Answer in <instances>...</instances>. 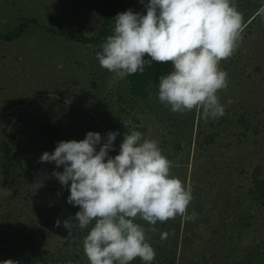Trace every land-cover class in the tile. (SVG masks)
Returning <instances> with one entry per match:
<instances>
[{"label": "rangeland", "instance_id": "obj_1", "mask_svg": "<svg viewBox=\"0 0 264 264\" xmlns=\"http://www.w3.org/2000/svg\"><path fill=\"white\" fill-rule=\"evenodd\" d=\"M106 2L0 0V32L11 30L23 16H34L48 26L69 25L93 36ZM234 3L245 27L237 50L221 62L228 87L218 92L225 114L215 119H205L196 110L173 113L158 99L159 83L148 99L132 97L127 77L120 79L102 68L92 44L38 28L17 41L0 39L2 259L19 239L30 238L43 258L89 264L84 238L74 224L68 229L64 223L58 227L54 221L40 222L53 207L67 202L70 183L65 187L52 175L63 167L39 161L60 141L79 142L89 132L105 140L122 116L129 132L159 142L173 163L171 174L193 188L188 208V215L196 214L193 219L177 216L155 226L136 221L147 230L156 252L152 264H264V198L251 192L257 168L264 180V0ZM13 115L21 125L16 139L10 137L8 124ZM123 139L117 136L114 142L118 151ZM4 141L28 171L13 167L4 175ZM164 232L167 239H161Z\"/></svg>", "mask_w": 264, "mask_h": 264}, {"label": "clouds", "instance_id": "obj_2", "mask_svg": "<svg viewBox=\"0 0 264 264\" xmlns=\"http://www.w3.org/2000/svg\"><path fill=\"white\" fill-rule=\"evenodd\" d=\"M145 8L146 15L129 9L115 17L113 33L97 53L100 66L124 79L154 62L170 64L159 77L160 103L173 113L222 117L218 92L227 89L228 73L220 65L237 50L245 27L234 0H149ZM118 135L109 132L102 141L101 134L89 132L79 142L60 141L39 162L63 167L52 175L65 187L70 183L67 202L80 211L64 226L93 225L83 241L89 264H132L137 258L152 264L156 252L136 221L155 226L177 216L193 219L195 213L188 215L193 188L171 174L173 163L159 142L139 131L125 133L119 154L110 156Z\"/></svg>", "mask_w": 264, "mask_h": 264}, {"label": "trees", "instance_id": "obj_3", "mask_svg": "<svg viewBox=\"0 0 264 264\" xmlns=\"http://www.w3.org/2000/svg\"><path fill=\"white\" fill-rule=\"evenodd\" d=\"M148 2L149 0H143V3L141 0H107L105 4L103 3L104 11L99 30L93 36H89L83 30L69 25L56 28L42 23L39 17L23 16L20 18L19 23L11 30L5 33L0 32V39L7 42L17 41L25 36L30 30L38 28L44 30L52 36H57L82 44H92L94 50L98 53L102 51L101 45L106 41V38L113 33L115 17L120 13L128 11L129 9H131L134 13L146 15L145 5ZM145 59H150V57L146 56ZM220 67L222 69V63ZM169 71L170 64H160L154 62L152 67L146 66L142 74L138 72L127 76L130 95L138 99H148L152 94L153 86L159 83V77L161 75H166ZM8 124L11 125L10 137L12 139H16L21 132V125L19 122L14 121V115L8 120ZM124 125H126L125 118L119 116L112 127V131L120 133V135H118L119 137H124L125 133L130 134L127 125L126 127ZM114 149V151H110L109 153V155L113 158L119 154L118 149L116 147H114ZM3 151L4 161L2 163V171L5 176H9L11 174L13 167H20L24 171H28V169L25 168L22 165V162L17 158V154L13 151L10 142H3ZM259 174L260 169L257 168L255 170L253 179L254 184L251 192L261 198H264V180L259 177ZM78 211H80L79 207L70 205L66 202L62 206L53 207L52 214L47 215L40 222L42 224L49 225L54 221L57 226L56 222L58 220L60 221V224H62L65 221L74 218ZM92 226L93 225L90 224L87 229L83 230L75 226L74 231L80 238H85ZM148 242L152 246V242L149 238ZM254 249L255 248L253 247L251 250ZM8 259L18 261L19 264H60L59 261L41 257L38 247L34 241L30 240V238H26L24 240L19 239L18 243L12 248L8 258L2 259L0 256V264ZM136 260L141 261L139 258Z\"/></svg>", "mask_w": 264, "mask_h": 264}]
</instances>
